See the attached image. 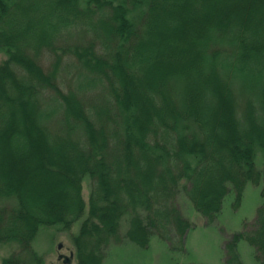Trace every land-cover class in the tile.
I'll use <instances>...</instances> for the list:
<instances>
[{
  "label": "trees",
  "instance_id": "obj_1",
  "mask_svg": "<svg viewBox=\"0 0 264 264\" xmlns=\"http://www.w3.org/2000/svg\"><path fill=\"white\" fill-rule=\"evenodd\" d=\"M0 51L3 264L79 221L76 264L154 235L184 251L180 197L208 224L248 183L264 197V0H0ZM242 240L264 260V206L226 264Z\"/></svg>",
  "mask_w": 264,
  "mask_h": 264
},
{
  "label": "rangeland",
  "instance_id": "obj_2",
  "mask_svg": "<svg viewBox=\"0 0 264 264\" xmlns=\"http://www.w3.org/2000/svg\"><path fill=\"white\" fill-rule=\"evenodd\" d=\"M15 2L16 0H9ZM10 3V2H9ZM7 54L0 51V64L7 59ZM263 155L257 157V164L261 168ZM262 186L248 183L241 204L236 206L235 195L227 196L219 218L208 224L202 214L192 205L185 196L180 197L179 205L192 228L185 241V250L174 252L169 244L159 238L152 237L147 248H141L130 241L117 244L109 248L104 264H226L224 245L235 233L244 229L245 222H252L259 207L264 206V197L261 195ZM84 197L88 201L90 183L84 181ZM14 206L15 202H9ZM124 221V220H123ZM81 221L74 224L70 232L60 227H43L33 244L35 252L43 259L42 264H76L72 235L78 232ZM127 230L126 222H122L121 232ZM239 254L243 264H264V260L257 258L256 251L247 241L239 244ZM19 246L15 243L0 248V264L3 259L16 254ZM24 262L31 260L26 253L21 254Z\"/></svg>",
  "mask_w": 264,
  "mask_h": 264
}]
</instances>
